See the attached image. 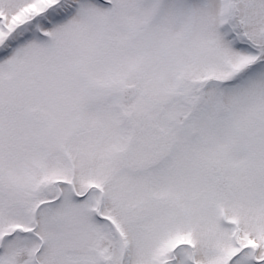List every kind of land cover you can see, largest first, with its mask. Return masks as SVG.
Listing matches in <instances>:
<instances>
[{
	"label": "snow or ice",
	"instance_id": "obj_1",
	"mask_svg": "<svg viewBox=\"0 0 264 264\" xmlns=\"http://www.w3.org/2000/svg\"><path fill=\"white\" fill-rule=\"evenodd\" d=\"M0 264H264V0H0Z\"/></svg>",
	"mask_w": 264,
	"mask_h": 264
}]
</instances>
